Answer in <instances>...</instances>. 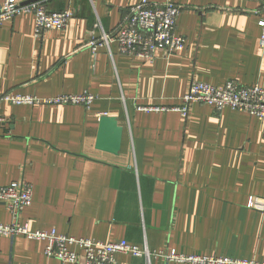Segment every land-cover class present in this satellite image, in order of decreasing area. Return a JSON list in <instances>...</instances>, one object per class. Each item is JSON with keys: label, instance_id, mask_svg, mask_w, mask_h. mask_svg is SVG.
Masks as SVG:
<instances>
[{"label": "crops", "instance_id": "1", "mask_svg": "<svg viewBox=\"0 0 264 264\" xmlns=\"http://www.w3.org/2000/svg\"><path fill=\"white\" fill-rule=\"evenodd\" d=\"M35 1L74 15L64 30L39 37L33 13L0 25V186L33 185L20 223L127 240L152 252L264 260V210L248 206L251 196L264 198V119L205 103L193 104L187 117L174 109L193 79L264 88L255 13L264 0H151L184 6L176 33L186 40L183 50L153 61L123 55L115 42L95 54L86 46L96 24L98 32H115L141 0ZM86 91L98 97L90 109L3 100L7 93ZM152 106L169 109H144ZM103 115L123 127L118 154L96 148ZM13 220L0 203V223ZM45 246L22 234L0 235V264H74L48 258ZM116 257L146 264L131 254Z\"/></svg>", "mask_w": 264, "mask_h": 264}, {"label": "built area", "instance_id": "2", "mask_svg": "<svg viewBox=\"0 0 264 264\" xmlns=\"http://www.w3.org/2000/svg\"><path fill=\"white\" fill-rule=\"evenodd\" d=\"M184 6L171 1L165 3L141 0L131 6L124 14L121 24L115 32H107L99 25L90 32L86 46L95 54L101 46L111 47L115 42L121 54L153 61L158 54L171 55L184 49L186 40L176 33L177 21ZM22 13L35 16V34L40 36L47 30H64L74 12L71 8L50 10L41 1L6 0L0 6V25ZM259 16L261 34L259 46L264 49V1L255 10ZM98 97L90 92L81 94L62 93L57 96L41 98L31 94L7 93L3 100L13 104H50L81 105L90 109ZM195 103H205L217 111L224 108L246 112L264 119V88L260 85L246 87L235 80H228L223 86L193 79L183 96L182 104L176 108L183 117H187ZM146 110L169 109L162 106L144 108ZM33 202V185L26 181H16L0 186V203H3L14 220L10 224L0 223V235L11 237L22 234L30 239L46 242L44 253L63 263L74 264H119L117 254L126 253L145 258L146 264H152L153 258H162L166 264H264V260H248L212 254H180L175 250L150 251L127 240L104 242L85 237L60 234L56 230H31L27 223H20L22 212ZM248 206L264 210V198L251 196Z\"/></svg>", "mask_w": 264, "mask_h": 264}, {"label": "water", "instance_id": "3", "mask_svg": "<svg viewBox=\"0 0 264 264\" xmlns=\"http://www.w3.org/2000/svg\"><path fill=\"white\" fill-rule=\"evenodd\" d=\"M122 138L123 127L119 124L117 117L108 115L101 116L99 119L96 148L112 154H118L121 149Z\"/></svg>", "mask_w": 264, "mask_h": 264}]
</instances>
